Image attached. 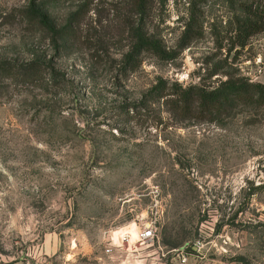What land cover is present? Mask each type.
<instances>
[{
	"label": "rangeland",
	"instance_id": "rangeland-1",
	"mask_svg": "<svg viewBox=\"0 0 264 264\" xmlns=\"http://www.w3.org/2000/svg\"><path fill=\"white\" fill-rule=\"evenodd\" d=\"M31 1L0 0V264H264V105L209 122L141 102L160 80L264 84V31L237 40L264 0H45L64 39ZM139 19L166 53L125 68ZM30 61L33 83L4 71Z\"/></svg>",
	"mask_w": 264,
	"mask_h": 264
},
{
	"label": "trees",
	"instance_id": "trees-1",
	"mask_svg": "<svg viewBox=\"0 0 264 264\" xmlns=\"http://www.w3.org/2000/svg\"><path fill=\"white\" fill-rule=\"evenodd\" d=\"M146 3L147 0H131L132 7L140 15L144 12ZM47 5L48 3L45 0H32L27 6L26 16L43 29H46L52 38L64 39L65 26H56L50 17ZM141 21L140 19L137 21V26H135L136 24L129 26L133 42L131 48L123 54L125 56L123 67L125 68L130 66L133 68L138 62L135 56L144 51H149L159 56H164V53H166L162 48L161 41L143 30L140 24ZM262 31H264V11L261 9L248 10V16L239 23L237 40L240 45H244L252 35ZM12 68H4L5 73L23 83L37 81L44 71L41 64L32 61L18 65L15 70ZM53 76L55 78L54 74ZM163 82L160 80L147 90L145 94L149 95V99L144 96L141 102L162 100L167 107V111L178 119H196L212 122L215 119L227 117L239 103L257 106L264 105V84L250 81L245 77L226 78L210 88H203L196 84L182 86L175 82L171 86H166ZM145 106L140 107V105L132 103L129 104V110L136 111L138 107L143 109Z\"/></svg>",
	"mask_w": 264,
	"mask_h": 264
},
{
	"label": "built area",
	"instance_id": "built-area-1",
	"mask_svg": "<svg viewBox=\"0 0 264 264\" xmlns=\"http://www.w3.org/2000/svg\"><path fill=\"white\" fill-rule=\"evenodd\" d=\"M138 241L141 244L147 243V242H152L155 238V232H154V227L151 222L145 223L142 225V227L138 231ZM121 241L126 242L129 244L130 242V236L129 233H124L121 236ZM111 248H108L107 251H109Z\"/></svg>",
	"mask_w": 264,
	"mask_h": 264
}]
</instances>
